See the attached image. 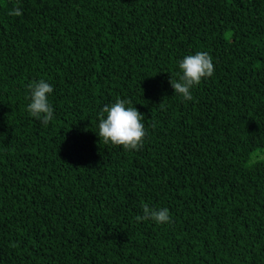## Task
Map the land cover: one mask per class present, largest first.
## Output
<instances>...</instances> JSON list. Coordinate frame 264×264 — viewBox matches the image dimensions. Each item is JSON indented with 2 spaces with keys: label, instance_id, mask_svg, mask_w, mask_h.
<instances>
[{
  "label": "trees",
  "instance_id": "obj_1",
  "mask_svg": "<svg viewBox=\"0 0 264 264\" xmlns=\"http://www.w3.org/2000/svg\"><path fill=\"white\" fill-rule=\"evenodd\" d=\"M0 264H264V0H0Z\"/></svg>",
  "mask_w": 264,
  "mask_h": 264
}]
</instances>
